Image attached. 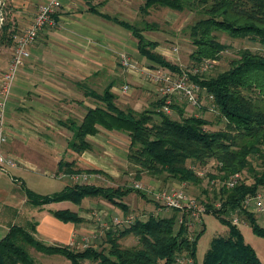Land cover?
<instances>
[{"label": "trees", "instance_id": "obj_1", "mask_svg": "<svg viewBox=\"0 0 264 264\" xmlns=\"http://www.w3.org/2000/svg\"><path fill=\"white\" fill-rule=\"evenodd\" d=\"M1 2V0H0ZM140 13L149 16L152 8H166L176 12H190L197 20L185 29L194 51L190 55L196 66L205 60H219L230 47L222 43L219 35L233 40H248L264 47V0H143ZM107 20L131 32L138 42V52L153 64L172 73L181 74L180 67L156 52L157 41L144 36L145 32L160 31V25L144 21L143 27L103 15ZM16 30L6 21L0 26V49L12 48ZM213 98L221 116L226 120L223 130H207L211 123L201 117L185 114L184 106L171 105L179 111V119H174L163 111L166 98L157 101L143 112L121 109L116 103L113 85L103 92L86 90L89 97L99 105L88 109L80 123L70 121L69 129L73 137L69 148L82 155L92 151L90 136L104 129L108 132L123 133L130 138L129 161L153 177L165 176L166 181L201 186L200 178L189 167V163L207 165L217 162V173L211 179L225 180L241 173L242 181L232 190L218 189L214 201L207 204L208 216L216 217L229 228L227 237L212 241L202 264H263L256 250L245 241L239 226L230 217L245 215L253 233L264 239V227L259 225L253 213L243 208V201L264 188V171L254 167L252 157L264 167V53L244 49L233 60L228 70L216 76L191 75ZM156 117L158 118L156 121ZM75 163H62L65 174H80ZM100 173L98 171H86ZM251 175L252 179L248 178ZM247 176V177H246ZM209 182V181H208ZM209 184V183H208ZM133 193L132 189L101 187L75 184L63 191L41 196L27 190L30 204L43 207L52 203L71 202L80 206L86 199L101 198L115 207L128 211L122 200ZM204 193H208L204 190ZM195 198V197H194ZM220 203L215 209L213 203ZM63 223L79 225L85 222L76 212L69 209L52 213ZM177 214L170 217L150 216L147 220H137L134 225L107 235L108 249L89 248L76 251L69 246H52L36 238V225L30 230L12 227L0 241V264H36L30 250L48 255H60L71 264H176L177 258L187 256L193 264H199L198 245L205 230L194 239L190 238L184 226L176 229ZM129 236L138 239L139 246L123 248L120 240Z\"/></svg>", "mask_w": 264, "mask_h": 264}, {"label": "crops", "instance_id": "obj_2", "mask_svg": "<svg viewBox=\"0 0 264 264\" xmlns=\"http://www.w3.org/2000/svg\"><path fill=\"white\" fill-rule=\"evenodd\" d=\"M46 1L8 0L18 29L28 27ZM134 3L140 6L141 0H62L57 28L45 30L30 48L31 58L20 70L7 104L9 137L3 150L21 165L7 171L0 169V241L12 227L30 230L36 225V238L47 245L69 246L73 240L80 243L85 228L63 223L52 213L69 209L85 219V201L80 206L66 201L36 207L30 204L27 190L49 196L73 186L69 175L60 168L62 163L76 162L85 171H103L108 177L118 175L119 161L107 160L111 155L104 158L100 153L106 150L102 139L107 142L104 135L111 138L110 133L100 129L97 135L90 136L95 148L79 155L69 148L73 137L69 124L80 123L88 109L99 105L86 90L99 91L86 81L104 79L105 88L113 85L114 89L116 53H137L138 42L132 39L131 32L103 17L119 18V7ZM11 54V48L0 49V82ZM140 107L141 102H136L135 109ZM126 156L123 153L120 165L126 166ZM33 252L30 250V254Z\"/></svg>", "mask_w": 264, "mask_h": 264}, {"label": "rangeland", "instance_id": "obj_3", "mask_svg": "<svg viewBox=\"0 0 264 264\" xmlns=\"http://www.w3.org/2000/svg\"><path fill=\"white\" fill-rule=\"evenodd\" d=\"M143 0H141V4L134 3L132 6L126 8L119 7L118 17L120 19L126 20L132 24H137L140 27H143V22L147 21L149 23H157L160 25V31L157 32H145L144 36L151 41H157L159 43L156 52L163 55L168 61L180 67L182 72H191L198 65H194L190 59L191 53L194 51V48L191 44L188 34L185 32V29L192 25L198 18L194 13L190 12H176L166 8H152L150 10L149 16H143L140 13V7L143 5ZM62 10V8H61ZM60 10V11H61ZM112 10V9H111ZM108 11V13L112 14V11ZM116 15V14H113ZM10 22L13 24V27L16 30V34L21 31L18 29V25H16V21L13 19V13L10 12L8 0H5L1 11H0V26L4 22ZM58 23V21H57ZM113 25V24H112ZM58 26V25H57ZM55 26L53 29H56ZM23 29V28H22ZM51 29V28H49ZM123 31V28H121ZM132 37V36H131ZM134 41L136 39L132 37ZM219 39L222 43L229 45V49L224 52L220 59L216 60L217 64L206 74L202 76H216L221 72H224L229 69L230 64L233 60L237 59L240 55V52L244 49H250L252 51H260L262 52V46L252 43L248 40H233L229 38L227 35L221 34L219 35ZM137 42V41H136ZM31 53V52H30ZM263 53V52H262ZM126 54L128 58H130L135 64L140 68H146L148 70H155L158 68L157 65L148 61L143 56L141 57L137 49V53H130L128 51H120L116 53V69L115 74H113V82H114V93L116 94V103L117 105L123 109H131L137 112H143L148 110L154 105L157 101L164 98L162 94L159 92L157 86L153 84V81L148 76L147 73L144 72H134L131 73L128 70H125L120 61V55ZM12 56V54H11ZM31 58V57H30ZM30 58L28 60H30ZM27 60V62H28ZM11 62V60H10ZM26 62V63H27ZM26 63L20 68V70L26 65ZM9 67V66H8ZM161 68V67H159ZM19 70V72H20ZM18 72V74H19ZM18 76V75H17ZM17 78V77H16ZM15 78V81H16ZM104 78V77H102ZM101 78V79H102ZM2 80V78H1ZM90 88H93L99 92H102L105 88V81L102 79V82H96L94 80L86 81ZM92 84V85H91ZM128 85L130 87L129 93L125 94L122 92L124 86ZM13 88V87H12ZM172 104L171 105H179L184 106L185 114L190 116L201 117L208 120L211 123V126H207V130L215 131V130H223L226 128V120L221 116L219 110L214 104L213 98L204 90L199 94V104L192 105L188 103L186 99H184L180 95H173L171 97ZM136 102H141V107L135 109ZM164 107V106H163ZM170 117L174 119H179V111L177 109L171 108ZM156 117V121H157ZM110 133L108 135H104L107 142H104L102 139V143L105 144L103 147L106 150H101V156L106 158L109 154L111 157L106 158L107 160H123V153H127L126 156V166L120 165L116 163L118 167H120V171L115 177L105 176L103 171L100 173H88L84 169L75 165L74 168L78 170H82L83 172L80 174L69 175L71 180L73 181V185L75 184H87V185H96L101 187H112L119 189H132L133 193L129 196L125 197L122 202L128 207V211H124L121 207H115L106 200L101 198L96 199H88L84 202L83 213L85 216V222L81 223L80 227L85 228V233L80 235V240H83L84 235H88L86 233L89 229L95 230L94 235H97L98 238L94 242V248L98 250H104L109 248V244L106 239L109 232H119L126 229L127 224L121 226H111L110 229H106L100 226V222L95 216L97 213L100 215V219L107 225H111V219L114 217H120L126 219L128 216H133L136 220H147L150 216H158V217H168L169 213H176L178 220V212L176 210H171L165 207L163 204L158 202L153 196V191H162L168 188L179 186L183 188L189 195L195 197L198 202L207 207V204H211L214 201L215 192H218L217 187L211 184V177L213 173H217L216 167L217 162L215 160H211L205 166L199 165L197 163H189L190 168H195L198 171H204L206 173L203 178V184L201 186H195L192 184L186 183H178L173 181H166L165 176L161 177H153L149 175L146 171L142 170L140 167L133 165L129 159L128 155L130 153V138L128 135L117 132H106ZM94 143H92L93 145ZM95 145V144H94ZM95 148V146H93ZM94 152V150H93ZM117 155H112L114 153ZM253 166L259 169L260 172L264 171V167H259L261 165L260 161H257L255 157H252ZM76 164V162H74ZM17 167H8L9 168H18L21 165V162L18 161ZM2 170V169H1ZM98 174V175H94ZM247 177V176H246ZM248 178L252 179L251 175H248ZM214 180V179H213ZM209 181V182H208ZM209 183V184H208ZM142 185L143 189H139L136 185ZM204 190H207L208 193H204ZM103 201V204H102ZM218 204V202L213 203ZM171 214V215H172ZM258 220L259 225L264 227V213H253ZM81 217V216H80ZM83 218V217H82ZM237 218L239 222V228L241 230L242 235L245 238V241L250 244L257 252L259 258L264 264V239L257 237L250 226L247 224L245 215L241 213L233 214L230 219L234 221ZM180 225H176V229H179ZM205 230V233L201 237L198 245V253L197 258L199 264H202L203 259L210 249L211 243L214 239L220 237H227L229 234V228L221 224V222L214 216H207L204 219L202 225L196 227L194 230L188 232V235L194 238L198 233ZM81 243V242H80ZM80 243L78 245H80ZM120 244L123 248H132L139 246L138 239L134 236H129L120 240ZM93 246V244H92ZM65 247V246H63ZM68 247V245H67ZM69 247L70 244H69ZM73 248V247H71ZM76 251H81L79 249L73 248ZM34 252L31 253V256L36 264H71L69 260L60 255H48L37 252L35 249H31ZM183 258V262L179 264H193L187 256L180 257ZM88 264V263H85ZM159 264H164L163 262ZM178 264V263H177Z\"/></svg>", "mask_w": 264, "mask_h": 264}, {"label": "built area", "instance_id": "obj_4", "mask_svg": "<svg viewBox=\"0 0 264 264\" xmlns=\"http://www.w3.org/2000/svg\"><path fill=\"white\" fill-rule=\"evenodd\" d=\"M62 6V0H47L46 2L42 3L39 6L38 12L33 22L28 27L21 29V31L15 35V44L11 48V62L8 69L3 74L2 80L0 82V169L4 171H6L8 167H17V163L19 161L13 156L5 155L3 150V147L7 143L9 137L6 123V113L7 104L11 98L12 87L14 85L15 78L17 77L20 68L31 57L30 48L38 40L40 35L44 33L45 30L49 28L53 29L58 25V15ZM262 52L264 53V47H262ZM120 61L122 67L131 73L144 72L148 74V76L153 81V84L157 86L159 92L164 98H166V104L163 107V111L167 115H172L171 97L173 95L182 96L188 101V103L192 105L199 104V94L204 90L198 84L192 81L191 75L206 74L214 67L215 64H217L216 60H205L200 63L194 69V71L177 74L159 67L153 71L146 68H140L130 58H128L126 54L120 55ZM129 91L130 87L128 85L124 86L122 89V92L125 94L129 93ZM191 169L200 178H204L206 175L204 171H198L195 168ZM241 181L242 175L241 173H237L231 175L225 180L214 179L211 181V184L217 187V189L224 188L226 190H232L239 186ZM136 187L143 189V186L139 184L136 185ZM152 194L155 199L165 207L178 212V224L180 226H184L187 230V233L202 225L204 219L208 216V208L198 202L196 198L189 195L183 188L179 186H174L162 191H153ZM242 205L243 208L249 213H264V188L259 189L255 195L248 196L243 201ZM214 207L215 209L219 210L221 205L220 203L214 204ZM95 216H97L100 226L106 229H110L113 225L121 226L124 224H127L126 228H129L137 221L133 216H128L126 219L114 217L111 219V225L109 226L101 221L99 217L100 215L96 213ZM233 223L239 226L237 218L233 221ZM95 232L96 231L93 230L91 233H88V235H84L83 240L80 241V245H78L76 241L73 240L71 241L70 246L81 251H85L91 247L94 248V242L98 238L97 235H94ZM182 262L183 258H177L178 264Z\"/></svg>", "mask_w": 264, "mask_h": 264}, {"label": "water", "instance_id": "obj_5", "mask_svg": "<svg viewBox=\"0 0 264 264\" xmlns=\"http://www.w3.org/2000/svg\"><path fill=\"white\" fill-rule=\"evenodd\" d=\"M4 1L5 0H1V2H0V11H1V8H2V5H3Z\"/></svg>", "mask_w": 264, "mask_h": 264}]
</instances>
